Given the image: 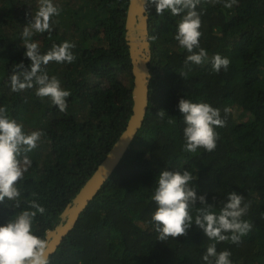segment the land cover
Listing matches in <instances>:
<instances>
[{"label":"trees","instance_id":"1","mask_svg":"<svg viewBox=\"0 0 264 264\" xmlns=\"http://www.w3.org/2000/svg\"><path fill=\"white\" fill-rule=\"evenodd\" d=\"M53 3L60 14L52 18V32L35 33L32 39L42 54L64 41L76 45L74 63L46 66L72 93L66 112L49 98H38L35 88L12 91L15 65H30L21 33L37 0H0V106L8 107L10 118L25 132L44 133L28 153L31 166L17 185L22 200L34 198L47 210L33 221L34 232L42 238L124 130L132 107L124 28L128 0ZM197 11L200 46L208 59L186 67L187 52L174 39L179 17L169 12L158 16L149 7L152 77L143 125L49 257L50 264H204L202 256L211 243L217 251L229 250L232 264H264V0H238L231 9L201 0ZM152 36L157 38L153 41ZM217 53L230 59L228 70L219 74L211 71L210 63ZM182 71L189 73L186 80L179 75ZM182 98L207 102L226 118V125L216 128L214 151H183L184 123L177 107ZM160 111L166 114L163 119ZM165 168L190 171L196 177L190 187L205 195L215 211L231 191L243 195L250 202L243 219L253 225L251 231L239 244L215 242L193 224L185 236L158 240L150 223L156 207L151 197ZM11 203L0 204V224L27 208L22 203L13 209Z\"/></svg>","mask_w":264,"mask_h":264},{"label":"clouds","instance_id":"2","mask_svg":"<svg viewBox=\"0 0 264 264\" xmlns=\"http://www.w3.org/2000/svg\"><path fill=\"white\" fill-rule=\"evenodd\" d=\"M211 2L222 3L225 9H231L238 0ZM200 4L201 0H142V8L146 11L154 6L158 16L169 12L172 16L179 17L174 39L187 52L184 61L186 67L190 64L203 65L208 59L207 51L200 46L202 20L201 12L197 11ZM59 14L60 8L53 0H37V9L21 33L23 47L26 49L24 55L30 65L25 67L22 62L15 65L10 85L14 92L35 88L38 98H49L60 112H66L67 98L72 93L61 86L55 75L48 74L46 66L50 62L74 63L76 56L72 49L76 45L64 41L53 44L42 54L39 43L32 39L35 33H51L52 18ZM151 38L154 41L157 37ZM210 63L211 71L219 74L221 70H228L230 59L217 53L212 56ZM179 75L186 80L189 73L182 71ZM177 107L184 123L183 151L193 154L198 149L214 151L219 139L216 128L226 125V118L222 117L221 110L207 102H192L186 98L180 99ZM224 112L227 114L228 109L225 108ZM157 115L163 119L166 114L160 111ZM167 122L175 123L172 119ZM42 136L44 133L39 130L25 132L21 123L10 118L8 107L0 106V204L7 200L12 202L10 207L13 209H20L22 203L27 205V208L0 224V264H50L47 241L33 230L36 216L45 215L47 210L34 198L22 200V189L17 186L31 166L28 153L38 147ZM195 179L188 170H161L151 197L156 207L151 214L150 223L157 233V239L167 241L169 238L185 236L195 224L209 240L239 244L241 238L253 227L248 220L243 219L250 202L245 203L243 195L231 191L219 210L215 211V205L209 204L205 195H197L196 188L190 187ZM35 195L32 193L33 197ZM230 257L229 250L217 251L216 243H211L202 260L204 264H232Z\"/></svg>","mask_w":264,"mask_h":264},{"label":"water","instance_id":"3","mask_svg":"<svg viewBox=\"0 0 264 264\" xmlns=\"http://www.w3.org/2000/svg\"><path fill=\"white\" fill-rule=\"evenodd\" d=\"M148 18V12L142 8V0H128L124 28L131 64V114L124 130L103 160L61 211L57 223L45 233L48 258L56 251L63 238L74 228L80 214L110 178L143 125L149 103V81L152 77L149 69L151 45Z\"/></svg>","mask_w":264,"mask_h":264}]
</instances>
